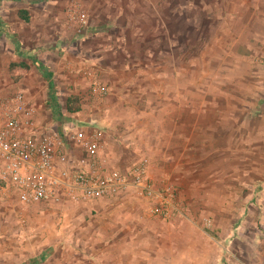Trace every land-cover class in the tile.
<instances>
[{
  "label": "rangeland",
  "instance_id": "rangeland-1",
  "mask_svg": "<svg viewBox=\"0 0 264 264\" xmlns=\"http://www.w3.org/2000/svg\"><path fill=\"white\" fill-rule=\"evenodd\" d=\"M77 12L81 28L67 15ZM259 12V0H0V26L11 35L0 34V96L21 91L45 116L55 107L58 130L99 129L110 167L145 163L146 181L173 191L178 210L139 227L141 249L155 231L156 248H185L189 264H264ZM13 61L28 67L16 83ZM77 92L81 116L72 118L63 104ZM129 197L106 212L93 202L22 206L0 191V264H108L111 240L129 250L135 242L99 220L137 211L158 219Z\"/></svg>",
  "mask_w": 264,
  "mask_h": 264
},
{
  "label": "built area",
  "instance_id": "built-area-1",
  "mask_svg": "<svg viewBox=\"0 0 264 264\" xmlns=\"http://www.w3.org/2000/svg\"><path fill=\"white\" fill-rule=\"evenodd\" d=\"M67 15L79 28L86 22L82 12ZM71 149L78 151L74 160ZM105 150L100 130L73 125L58 130L21 91L0 96V191L12 193L20 205L89 203L130 192L158 219L178 210L169 187L146 181L145 163L124 172L108 165Z\"/></svg>",
  "mask_w": 264,
  "mask_h": 264
},
{
  "label": "crops",
  "instance_id": "crops-1",
  "mask_svg": "<svg viewBox=\"0 0 264 264\" xmlns=\"http://www.w3.org/2000/svg\"><path fill=\"white\" fill-rule=\"evenodd\" d=\"M261 2V5H263V12H259V15L261 16V18L263 17V27H264V0H259ZM2 30H5L7 32H10L9 29L6 27V25L0 26V32H2ZM2 35V34H1ZM15 62V61H13ZM12 63V62H11ZM84 81V80H82ZM84 89H79V91H83ZM70 94H74V95H79L80 93H70ZM51 112V113H50ZM49 115L51 116L53 113V111H50ZM41 113V112H40ZM80 112L78 111L75 114H72L71 117L75 118ZM47 115L45 116L43 113H41V116L43 119H48L51 123H52V118ZM70 115V114H69ZM76 115V116H74ZM81 116V115H80ZM86 118V117H84ZM55 124V123H54ZM86 128V131H90L96 128H92V127H88V126H84ZM99 130V129H98ZM102 132V131H101ZM103 135H105L103 133ZM105 138V136H104ZM105 157L107 159V163L109 165V160H108V156H109V148L107 147V142L105 140ZM130 196V197H129ZM126 197H129L131 200H136L138 201V199H135L132 194L130 192H126V193H122L120 195H118L117 197H113V198H108V199H113V201H103L106 199H99V200H95L93 201L95 206H99V204L101 203L102 208L105 207L106 212H108L109 210H111L116 203L120 202L119 200H123L121 201V205H127V202L125 203L124 201L126 200ZM125 199V200H124ZM116 200V201H115ZM105 203V204H104ZM111 203L113 205H111ZM115 203V204H114ZM134 204H131V207H133ZM136 216L133 217L132 219H119V220H113L110 217H105L103 220H99V222H101L104 225L107 226H111L114 225V223H117V226L121 227V230L118 229L117 232H115L114 234L118 236L117 233L121 234L119 236H124L125 238L127 237V239L125 242H127L129 244V241L131 240L132 243L135 242L134 247L131 246L130 250L128 249V246L123 245V247H119L117 248L118 243H116V240H111L108 244L109 245H114L115 249L107 251L105 253V255H102L103 257H107L108 264H189V259L184 255L188 252V250L184 249H179L177 246L175 245H169L167 247H165L164 249H159L156 248V240H155V236L157 235V237H161V235L156 234V232L154 231L151 233L150 236H153V238L148 241V246L147 249H141L140 248V231H139V227L143 226V225H151L153 228H155V223L159 222L161 219H156V218H142L140 216V213L137 211L136 212ZM165 220H162V222H164ZM161 224V223H159ZM180 237H183L184 240H186V235H181ZM150 238V237H149ZM165 239V238H164ZM165 241H168L167 239H165ZM151 247V248H150ZM184 252V253H183ZM109 257H112L113 259H110ZM126 259L127 258V262H123L121 259ZM193 259V258H192ZM192 264H198L197 261H193Z\"/></svg>",
  "mask_w": 264,
  "mask_h": 264
},
{
  "label": "trees",
  "instance_id": "trees-1",
  "mask_svg": "<svg viewBox=\"0 0 264 264\" xmlns=\"http://www.w3.org/2000/svg\"><path fill=\"white\" fill-rule=\"evenodd\" d=\"M17 18L21 20L23 23H26L27 22L26 12L24 10H19L17 12ZM0 34L7 36V37L11 36L9 32L5 30H2ZM37 67L41 68V66H37ZM27 69H28L27 65L23 62L10 63L7 67V70H8V75H9V79L11 80V82L13 83L18 82L19 79L24 75ZM55 109H56L55 107H52L51 111L54 112ZM63 109L65 113L70 114V115L77 113L80 110V102H79L78 96L74 94H68V96L66 97L64 101Z\"/></svg>",
  "mask_w": 264,
  "mask_h": 264
}]
</instances>
